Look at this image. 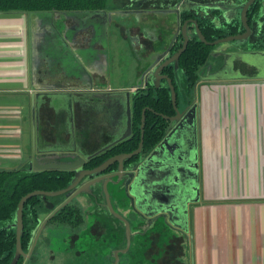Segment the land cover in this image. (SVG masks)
<instances>
[{
  "label": "flooded vegetation",
  "instance_id": "flooded-vegetation-1",
  "mask_svg": "<svg viewBox=\"0 0 264 264\" xmlns=\"http://www.w3.org/2000/svg\"><path fill=\"white\" fill-rule=\"evenodd\" d=\"M118 1L120 2L119 6L108 4L105 9L100 10L113 13L110 23H107L106 36L108 41L110 42L109 31L113 30L116 25L120 30V35L129 43L130 47H127V49L136 61L137 80L130 87L128 109L130 117V128H128L131 129V135L117 145L86 161L77 173L78 177L82 176V179L87 171L96 170L109 158L138 151L141 141L142 145L139 153L130 162H136L139 158L145 157L160 143L168 129H174L177 126L194 103L196 105L197 129H199L200 103L197 90L202 82L200 81L195 86L196 80L199 78H223V73L226 71L221 68V53H227L222 52L225 48L228 51L230 50L229 54L234 51H240L241 53L246 51L251 53L264 52V0H254L248 7L246 16L251 34L246 43L239 46L232 41L209 46L207 55L202 61L200 57L202 58V50L205 48L195 33L193 21H196L198 28L207 41L243 34L245 29L240 21V13L242 7L249 0ZM64 22L65 24L57 22L55 29L49 23L44 24L42 28L44 34L39 39L40 42L43 43L44 47H47L46 49H49L51 45L58 42L57 35L61 40L67 41L63 37L64 31L69 39L73 38L76 50L72 54L76 59L77 54L78 56L79 54L80 56L83 55L80 51H89L91 57L86 58V62H82L84 66L88 67L89 61L95 56L101 57L102 54L99 48L102 47V39L95 34L94 28L90 26L91 23L89 26H86L85 22L79 25L71 19L64 20ZM184 22L187 24L185 29L182 30ZM185 32L188 37L185 49L180 53L176 65H174L173 60L167 64L169 59L182 48ZM104 36L102 35V38ZM210 36L212 38L208 39ZM193 47L195 48L194 51L199 53L196 58L191 56L189 51L186 52ZM91 49L94 51H90ZM162 50L168 52L150 71L154 72L158 67L167 64L161 72V75H165V78H154V84H151L149 82L150 76H148L146 82H144V79L141 80L140 78L141 74L152 65L155 59L159 58V51ZM108 51L110 54V45ZM68 54L69 52H65L60 57L62 63H70ZM248 57L251 58V55L246 58ZM228 73L236 74L231 71H228ZM92 85L94 84L92 83ZM171 88L174 91V97ZM124 89L126 87L110 88L108 90L119 91ZM61 96H65V98L61 99ZM61 96H42L39 107L36 109L37 129H39L38 133L41 141L39 147L42 149H79L84 155H91L109 145L111 141L119 136V133L116 134L115 129H119V126L122 129L127 127L124 94L120 95L122 97L121 102H117L114 95H112L107 101L100 103L91 97H88V99L84 97L83 99L80 94H76L74 100L70 98L71 102L68 101L69 98H66L67 93ZM87 102L89 103L87 104ZM57 104L58 106H56ZM58 111L60 113L65 112L66 115L68 113L71 119V127L67 128V132L71 128L74 131L68 132L67 136H64L59 132V128L55 127L54 115ZM71 114H73L72 117ZM77 115L83 116L81 119L83 125L78 130L75 129L77 121L79 122ZM89 118L93 119V129H89L87 126ZM134 143H136V146L132 147L131 145ZM115 166V164L109 166L101 175L110 174ZM26 167L28 168V165ZM45 171L48 172V177H53L51 184L55 186L53 190L49 191H59L72 184L71 180L74 177L72 172L54 169ZM110 186L108 185L107 189L111 195L109 197L110 202L113 204V194H111ZM87 189L88 187H86V192H88L86 195H77L72 199L70 197L75 193L74 191L67 196L64 193L55 197H46V201L41 196H36V198L33 197L35 199L30 202V205L24 206L21 248L25 254L28 255L30 251L31 254L27 261L25 257L21 256L17 264H24L25 262L26 264H39L41 259L40 252L37 249L39 247L41 250L48 252L47 258L54 260L51 238L54 235V229H59L61 234L66 235V238L61 239L60 244L55 246V249L60 250L61 254L64 255L62 258L64 264H114L116 251H118L117 264H144L145 260L143 258L146 257L151 264H160L163 253L167 256L173 252V257L180 258L178 260L180 264H184L182 261L185 259L188 263L191 240L189 215L187 237L181 231L164 226L161 221L152 230L143 233L149 226V222L137 226L138 223H141V220L135 222L134 217L136 215L125 210H119L113 204L114 209L130 222V243L128 244L125 225L118 221L107 208L102 190H96L93 193V191H87ZM90 189L92 190V187ZM68 200L69 202L66 203ZM49 203L53 204L50 209L46 207ZM125 204H128V202L125 201ZM42 224H44V227L39 233ZM135 226L136 228H133ZM160 240L167 241L164 248L157 246V241ZM109 242L116 245L107 249L105 247L103 252L107 254H105L104 260L98 263L96 260L97 244ZM77 244L78 249L76 248ZM170 244L173 245L171 251H169ZM177 246L178 252L175 251ZM147 249L148 253L146 254ZM156 250L161 251L159 256L154 255ZM171 264H176V262L172 261Z\"/></svg>",
  "mask_w": 264,
  "mask_h": 264
},
{
  "label": "crops",
  "instance_id": "crops-1",
  "mask_svg": "<svg viewBox=\"0 0 264 264\" xmlns=\"http://www.w3.org/2000/svg\"><path fill=\"white\" fill-rule=\"evenodd\" d=\"M108 4L119 6L120 2L109 0ZM28 24L26 14L0 13V170L23 171L27 166L31 153L29 95L33 91L48 92L39 88L44 85L61 96L77 91L85 82L64 75H77L79 67L62 62L49 69L42 60L43 65L38 68L37 76L34 75L31 54L33 61L35 53L47 58V50L39 40L44 34V24L36 21L32 28ZM70 49L76 50V45ZM99 50L101 57L95 56L85 66L93 89L131 87L127 77H116L112 49L110 54L107 46ZM222 52L230 50L225 48ZM237 52L240 51L233 53ZM238 58L241 55H231L230 64L223 67L226 72L220 82L201 84L197 90L199 199L189 209L192 264H264V81L245 78L257 71ZM50 70L59 73L58 79L46 77ZM54 85L59 87L53 88ZM64 85L71 90L61 88ZM75 97L66 98L74 100ZM54 116L60 133L67 136L74 131L71 128L67 132L71 123L68 113L58 111ZM77 117L75 129L78 130L83 125V116ZM92 120L88 119L89 129L94 127ZM122 130L119 126L116 134ZM166 244V240L157 241V246L162 248ZM172 248L170 244L169 251ZM175 251L178 252V246ZM160 254L156 250L154 255ZM172 255L174 252L167 256L163 253L160 264L172 261L180 264V258ZM147 262L146 257L144 263ZM182 262L186 264V259Z\"/></svg>",
  "mask_w": 264,
  "mask_h": 264
},
{
  "label": "water",
  "instance_id": "water-1",
  "mask_svg": "<svg viewBox=\"0 0 264 264\" xmlns=\"http://www.w3.org/2000/svg\"><path fill=\"white\" fill-rule=\"evenodd\" d=\"M253 1L254 0H249L242 7V11L240 13V21L245 29V32L243 34L225 36L215 41H207L201 30L198 28L196 21H193L195 24V33L199 37L200 42L207 46H215L218 43H229L232 41L239 46H242L244 43H246L251 34L250 28L247 24L246 15L248 7L251 5V3H253ZM112 14L113 13H109L105 10H95L69 12H31L26 15L28 17L29 23L28 28H32L36 21H39L43 24L49 23L55 29V24H57V22L65 24L64 20L71 19L79 25H81L82 22H85L86 26H89L91 23L90 26L94 28L95 34L102 38V35L106 36L107 23H110ZM186 24L187 23L184 22L182 30L185 29ZM40 27H42V25H40ZM63 37L67 41H64L63 39L61 40L59 35H57V43L51 45L49 49H46L47 47H44V49L47 50L45 56L47 58L43 59V54L36 56L35 53V55H33V61V57L31 54L30 64L31 69H34V75L37 76L38 68L43 65L42 60L46 61L49 69H51L52 67L54 68L57 63H61L60 57L64 55L65 52H69L68 57L70 58V63L64 62V64L77 65L79 67V72L77 75H75L74 73L64 75L69 76L71 79L74 78L79 81L81 80L85 82L83 83V85H81V87L77 89V91L71 90L68 85H64L61 88L65 90H71L69 91L71 93L67 92V95L80 94L82 96H85L86 99H88V97H91L99 103L107 101L112 95H114V99H116L117 102H121L122 97H120V95L124 94L125 112L128 121L127 127L126 129H123V131L119 133V136L114 139V141H111L109 145L103 147V149L97 152L92 153L91 155L86 156L79 149H42L39 147L41 141L38 133L39 129H37L38 121L36 120L35 112L39 107V101L41 100L42 96L56 97L57 94L52 92V87H45L44 85H42L39 88H45L48 90V92L33 91V93L29 95V110L31 119V153L29 155V160L27 163V170H29L30 172H42L50 169L62 170L72 172L74 174V177L71 180L72 184L67 186V188L65 189L59 191L35 190L21 197L15 209L13 220L0 228V230H9L11 228L15 230V252L8 264H17V261L21 256L25 257L27 261L31 254V251L28 255L25 254L21 248V238L23 235V208L25 203L29 199L36 196H41V198L45 200L46 197H55L64 193L67 196L74 191L75 193L70 197V199H72L77 195H86L88 193L86 192V187H88L87 191H93V193L96 190H102V194L105 195L107 208H109L113 216L118 221L122 222L125 225L126 241L128 244L130 243V222L125 219V217H123L120 213H118L116 209H114L113 204L116 205L119 210H125L127 212L133 213V215H136L134 217V221L140 222L139 220H141V223H138L139 225L137 224V226H141L140 224L145 225L149 222V226L143 233L152 230L155 225L158 224L159 221H161L164 226L181 231L182 234L187 237L189 209L191 205L194 202H197L199 199V172L197 163L196 140L198 129L195 103L193 104L192 108L189 109L188 113L179 121L177 126L174 129H168L166 135L163 137L160 143L145 157H142V159L139 158V160H137L136 162H130V160L139 153L142 145L141 141L138 147V151L111 157L96 170L87 171L84 178L82 179V176L78 177L77 173L86 161L91 160L100 153L117 145L131 135V129H129L130 117L128 112L131 89L130 87L128 89L119 91H109L103 88L93 89L92 81L88 77V75H90V72H88L87 74L85 70L87 67L85 68L82 63V60H86V58L91 57L89 51L88 57H84L83 55L80 56V54L78 56L77 54V60L72 54L73 51H71L70 49V46H74V42L72 40L73 38L69 39L64 31ZM183 40L184 42L182 48L180 49V51L175 53L174 56L171 57V59H169L167 64H169L173 60L174 65H176L180 53L185 49L187 45L188 37L186 35V32L183 35ZM30 49L32 52V45ZM90 51L94 50L91 49ZM159 52V58L155 59L152 65H150L141 74L140 78L141 80L144 79V82H146L148 76H150L149 82L151 84L154 82V78H165V75H161V72L162 68H164L167 64L158 67L154 72L150 71V69L154 65H157V63L161 60V58L164 57V55L168 51L162 50ZM230 54L234 55V57L241 55V58L238 59L243 63H246L250 67H253L257 71V73L253 76L245 78L264 81V52L251 53L249 51H246L242 53L237 52ZM230 54L221 53V68L225 67L227 64H230ZM249 55H251V58H246ZM55 74L56 73L50 70L46 77L57 78L59 76V73L56 75ZM32 78L33 74L31 73V80ZM200 81L202 82L201 84H210L213 82H220L221 80L214 78H199L196 80L195 86ZM201 84L199 85L201 86ZM58 87L59 85H54L53 88ZM49 90L51 91L49 92ZM172 95L173 97L175 95L173 89ZM63 98H65V96H61V99ZM68 101L71 102L72 100L69 98ZM88 103L89 102H87V104ZM56 106H58V104ZM114 164L116 166L113 172L107 174L106 176L101 175L107 170L109 166H112ZM13 170L15 171L17 169ZM108 185H111L110 187L111 194H113V204L109 199L111 195L107 189ZM90 187H92V190L90 189ZM69 200L66 201V203H68ZM125 201H127L128 204H125ZM46 207L50 209L53 207V204L49 203L48 205H46ZM43 227L44 224H42V226L40 227L39 233L41 232ZM133 228H136V226ZM36 241L37 239L35 240V243ZM117 252L118 251H116L114 254V264L118 263ZM24 264H26V262Z\"/></svg>",
  "mask_w": 264,
  "mask_h": 264
},
{
  "label": "trees",
  "instance_id": "trees-1",
  "mask_svg": "<svg viewBox=\"0 0 264 264\" xmlns=\"http://www.w3.org/2000/svg\"><path fill=\"white\" fill-rule=\"evenodd\" d=\"M107 6L108 0H0V13L95 11L105 9ZM203 46L205 49L202 50L201 61L205 59L209 48ZM194 50L193 47L186 52L189 51V54L196 58L199 53ZM131 146H136V143ZM48 175L46 171L30 172L26 168L23 172L19 169L18 171L0 170V228L13 220L21 197L35 190L49 191L55 188L51 184L53 177ZM35 198H31L25 205H30ZM14 249L15 230L13 228L0 230V264L9 263Z\"/></svg>",
  "mask_w": 264,
  "mask_h": 264
},
{
  "label": "rangeland",
  "instance_id": "rangeland-1",
  "mask_svg": "<svg viewBox=\"0 0 264 264\" xmlns=\"http://www.w3.org/2000/svg\"><path fill=\"white\" fill-rule=\"evenodd\" d=\"M109 40L108 41V37H104L101 38L102 39V44L104 46H108L110 45V48L112 49V62L114 65L115 70L117 71V73L115 74L116 77L122 75V77H127V81L129 82L131 80V85L134 84V81L137 80V70H136V61L134 60L133 56L129 53L127 47L129 46V43L127 42V40H124V38L120 35V30L119 28L115 25L113 30L109 31ZM72 51V50H71ZM80 53H83L84 57H88V51L84 52V51H80ZM82 62H85V60H82ZM126 71H128V74L126 76ZM53 236L52 238V242H53V256H54V260L53 259H49L47 258V253L43 250H41V248H37L38 251L40 252L41 255V259L39 264H64L62 263V258L64 257L63 254H61L60 250L55 249V246L60 244V240L61 239H65L66 235L61 234L60 230L58 229H54L53 230ZM102 244V245H101ZM97 244V253H96V260L97 262H102L104 260V256L107 253L103 252V249H107V248H112L114 247L116 244L113 242H109L106 244ZM44 247V246H41ZM78 244L76 245V248L78 249ZM56 250V251H55ZM43 254V255H42ZM143 260H146V258ZM144 264H151V262H147ZM186 264H192V255H191V250H190V258L188 259V263Z\"/></svg>",
  "mask_w": 264,
  "mask_h": 264
}]
</instances>
